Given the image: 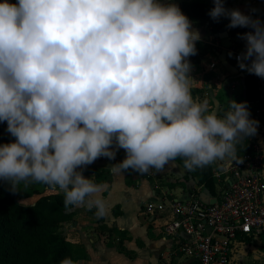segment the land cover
<instances>
[{
  "label": "clouds",
  "instance_id": "clouds-1",
  "mask_svg": "<svg viewBox=\"0 0 264 264\" xmlns=\"http://www.w3.org/2000/svg\"><path fill=\"white\" fill-rule=\"evenodd\" d=\"M214 4L213 20L253 29L240 36L238 66L264 78V24ZM191 29L177 4L160 0L0 2V122L15 138L0 145V181L13 193L22 182L46 185L63 193L65 208L104 219L108 185L83 170L119 149L126 156L113 174L159 172L177 158L190 172L240 163L237 145L258 121L246 101L217 114L193 97L188 58L200 35Z\"/></svg>",
  "mask_w": 264,
  "mask_h": 264
},
{
  "label": "crops",
  "instance_id": "crops-1",
  "mask_svg": "<svg viewBox=\"0 0 264 264\" xmlns=\"http://www.w3.org/2000/svg\"><path fill=\"white\" fill-rule=\"evenodd\" d=\"M194 1L196 0H160L163 4L175 3L179 7H188ZM228 1L229 5L226 9L239 10L247 16L264 10L263 0ZM0 2H3V0H0ZM8 3L16 4L18 0H8ZM191 30L197 31L200 35V40L196 44L211 45L217 51L222 49L221 42L215 39V35L207 26L192 23ZM252 31L253 29L247 28V33ZM230 38L242 54L246 52L245 40ZM237 40L241 44L240 47L236 45ZM211 61H218V57L216 59L214 53L206 55L200 64L193 65L191 73L189 72L188 75L196 81V87L203 89V94L199 96L198 100H206L210 111L222 114L225 111V105H227L226 110H228L229 102L232 100L237 102L240 97L244 100L246 86L240 79L229 80V76L220 63L215 71L204 74L202 66L209 64ZM244 63L250 64L251 61L246 60ZM199 70L203 73L202 77L194 75L195 71ZM226 88L231 92L232 100ZM258 105L253 106V112ZM261 126V123L258 122L256 134L249 137L264 142V133ZM13 139V142H15L14 137ZM125 156V151L119 149L115 160H109L105 157L102 160L97 159L83 170L85 178H92L95 183H97L94 172L96 169H103L109 173V178L104 183L108 185L104 195L109 202V213L104 219H97L95 210L72 206L71 211L75 213V222L66 225L65 228L68 242L73 247L75 261H78L79 264H192L189 258L176 255V246L173 241L169 238L166 239L163 233L155 227L154 218L145 214L142 206V203L146 201L155 200L153 191L154 187L158 185L156 182L160 186L157 190L159 197L165 192L172 195V197H177L176 193H180V188L179 190L176 189V164L178 163L176 161L170 162L159 172L152 169L156 175L155 177H149L147 173L141 175L131 169L122 174H113L110 171L111 165L120 163ZM173 183L175 186L171 185ZM138 184H140L139 188H137ZM55 194L63 193L46 189L44 194L25 197L21 203L23 205H34L42 196ZM256 240H259L261 245L264 234ZM248 248L250 247L245 249ZM250 249L257 252L254 248ZM261 258L264 259V256L261 255Z\"/></svg>",
  "mask_w": 264,
  "mask_h": 264
},
{
  "label": "built area",
  "instance_id": "built-area-1",
  "mask_svg": "<svg viewBox=\"0 0 264 264\" xmlns=\"http://www.w3.org/2000/svg\"><path fill=\"white\" fill-rule=\"evenodd\" d=\"M218 51L214 52L216 59ZM230 52L236 60L242 55L234 44ZM218 65L219 61H211L202 66V72L215 71ZM258 79L262 102L254 114L264 133V78ZM248 142V151L237 155L240 163L223 162L213 169L217 195L195 185L191 192L181 190L184 198L166 192L159 197L156 182L155 200L142 203L145 214L154 218L155 227L173 241L176 255L189 258L192 264H236L237 253L247 248L239 237L251 235L256 239L264 234V142L253 137ZM147 175L156 176L153 170Z\"/></svg>",
  "mask_w": 264,
  "mask_h": 264
},
{
  "label": "trees",
  "instance_id": "trees-1",
  "mask_svg": "<svg viewBox=\"0 0 264 264\" xmlns=\"http://www.w3.org/2000/svg\"><path fill=\"white\" fill-rule=\"evenodd\" d=\"M224 7L229 5L228 0H223ZM264 4V0H263ZM215 7L214 0H196L188 7H179L192 23L207 26L214 35L229 32L230 37L240 38L247 33V28H229L230 20L220 17L213 20L209 12ZM252 19H259L264 24V10L253 13ZM197 54L188 60L191 66L200 64L203 58L215 52L211 45L196 44ZM233 65H237L235 55L230 56ZM245 74L246 97L250 119L255 120L253 106L262 102V92L259 79L256 75L246 70ZM191 73V70H190ZM194 80V79H192ZM195 81V80H194ZM193 97L198 99L203 94V89L194 86ZM249 137L237 145V155L248 151ZM12 143L11 134L7 131V122H0V145ZM176 163L184 167L183 159L177 158ZM185 168V167H184ZM213 166L195 171L186 170V180H193L199 186L215 196L217 195L216 183L213 178ZM96 182L105 183L109 173L103 169H96ZM42 188V190H40ZM48 189L46 185L36 183H21L16 192L9 191V184L0 181V264H60L64 258L74 259L73 247L64 235L65 226L74 224L75 213L72 206L65 208L63 194L44 195L34 205H23L22 199L44 194ZM239 242L254 248L264 256V240L258 247L255 237L245 235L239 237Z\"/></svg>",
  "mask_w": 264,
  "mask_h": 264
},
{
  "label": "rangeland",
  "instance_id": "rangeland-1",
  "mask_svg": "<svg viewBox=\"0 0 264 264\" xmlns=\"http://www.w3.org/2000/svg\"><path fill=\"white\" fill-rule=\"evenodd\" d=\"M236 45L238 47L241 46L239 40L236 41ZM236 67L239 68L238 66H236ZM224 71H226V70L224 69ZM226 73H227V71H226ZM194 75L196 77L197 76L202 77L203 73L199 70V71H195ZM227 75L230 77V75L228 73H227ZM238 89L240 90V88H238ZM240 102H244V100H242L241 97L239 98V101H237V103H240ZM226 108H227V105H225V107H224L225 111H227ZM225 111H223V112H225ZM11 139H12V143H13L14 139L12 136H11ZM221 163H223V162L218 161L216 164H213L212 166H213V168H215V167L219 166ZM185 175H186V169L184 167H182L181 165L176 164V189L179 190V188H180V190H179L180 193L177 192L176 196L179 198H184V193H182L181 188H183L185 190V192L188 193L194 189L193 187L195 185L199 186L198 183H196V181L186 180ZM171 185L175 186L174 183ZM65 230H66V228H65ZM259 240H256V242H258V243H256V244H258V247L260 245ZM236 260H237L236 264H264V259L261 258V255H259L256 251H254L250 248L240 250L236 255Z\"/></svg>",
  "mask_w": 264,
  "mask_h": 264
},
{
  "label": "water",
  "instance_id": "water-1",
  "mask_svg": "<svg viewBox=\"0 0 264 264\" xmlns=\"http://www.w3.org/2000/svg\"><path fill=\"white\" fill-rule=\"evenodd\" d=\"M215 39H218L221 42V50L218 51L217 57L220 65L227 71V73L230 75L229 80H242L243 83H245V74L241 72L239 68H237L235 65L232 64L230 61L229 52L233 47L232 39L230 38L229 32H224L220 34L215 35ZM190 79H192L190 77ZM227 80V81H229ZM226 81V82H227ZM226 85V83H225ZM226 91L232 100L231 92L228 88H226ZM215 201H213L214 204ZM64 235L67 236V231L65 230Z\"/></svg>",
  "mask_w": 264,
  "mask_h": 264
}]
</instances>
